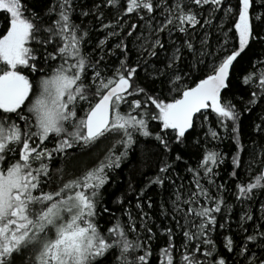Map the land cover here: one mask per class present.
<instances>
[{"label":"snow or ice","instance_id":"6c2138e0","mask_svg":"<svg viewBox=\"0 0 264 264\" xmlns=\"http://www.w3.org/2000/svg\"><path fill=\"white\" fill-rule=\"evenodd\" d=\"M154 262L264 264V0H0V264Z\"/></svg>","mask_w":264,"mask_h":264},{"label":"trees","instance_id":"16d2710c","mask_svg":"<svg viewBox=\"0 0 264 264\" xmlns=\"http://www.w3.org/2000/svg\"><path fill=\"white\" fill-rule=\"evenodd\" d=\"M100 38H102V36H101ZM237 67H238V69H239V66H237ZM151 123H152L153 128H156V127L158 126V122H156V121H153V122H151ZM245 123L247 124V121H246ZM109 143H110V141H107V140H106V141H104L101 145L98 146V149H99L98 154H99V155H103V152L106 150V148L108 147ZM149 146H150V142H149ZM142 147H143V145H142ZM224 150L227 151V148H225ZM69 151L72 152L73 150H69ZM72 159H74V160H78V161L81 162V164H83V165H88V166H91L93 163H95V159H94V157H90V156L87 155V154H81V153L78 152V151L75 152V154H74V156L72 157ZM146 163H147L148 165H152V164L154 163L153 158H149V159L146 161ZM122 168H123L122 171H121V170H117V171L120 173L118 179H119V184H120V188H121V190H123V189L126 187V184H127V178H128L129 175H132L133 178H134V180L139 181V177H138L137 172H135V171L132 170V168H133L132 165H128L127 167H123V166H122ZM137 168H139V165H138V164H137ZM143 170H144L148 175H152V173H153V171H154V168L145 167ZM76 171H79V169H77ZM223 175H224V174H223V172H222V176H223ZM224 178L227 179V177H224ZM66 179H67V177H66ZM54 187H55V185H54ZM113 187H114L113 185L108 186V191H112ZM157 191H159V190L157 189ZM153 198H154V200H155L157 203L159 202V199H160V198H159L158 196H154ZM106 200H107V197H106ZM107 206L110 207V208H112L114 211L116 210V206L113 205V204H111V203H107ZM117 215H119V212H118V211H117ZM106 220H107V214H105L104 218L100 220V224H101L102 226H104V227L107 226V225H106ZM157 223H160V221L158 220ZM165 223H167V221H165ZM162 243H163V242L161 241V244H162ZM154 264H155V262H154Z\"/></svg>","mask_w":264,"mask_h":264}]
</instances>
